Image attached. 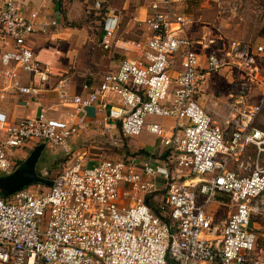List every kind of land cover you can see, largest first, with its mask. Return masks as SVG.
Segmentation results:
<instances>
[{"label": "built area", "instance_id": "1", "mask_svg": "<svg viewBox=\"0 0 264 264\" xmlns=\"http://www.w3.org/2000/svg\"><path fill=\"white\" fill-rule=\"evenodd\" d=\"M207 1L151 0L150 33L142 40L116 39L120 22L108 16L103 48L127 56L100 81L85 82L83 93L59 91L72 108L63 118L44 109L18 121L0 113V177L24 162L21 153L32 143L70 154V140L90 127L88 107L97 125L126 138L146 126L163 146L155 156L132 153L92 164L78 159L50 186L1 196L0 264H264V256L255 255L264 235V129L255 126L264 110V44L225 38L220 28L194 19L198 3ZM250 1L211 0L228 23L244 21ZM258 10L264 13V6ZM36 17L14 0L0 11V78L6 89L34 96L50 75L28 45ZM196 22L205 25L194 36ZM224 69L240 81L223 105L211 108L203 83ZM18 70L29 75L30 86L20 85ZM254 92L259 96L252 102ZM151 115L174 124L168 130L146 123ZM161 190L158 215L146 197ZM215 204L230 208L219 221Z\"/></svg>", "mask_w": 264, "mask_h": 264}, {"label": "crops", "instance_id": "2", "mask_svg": "<svg viewBox=\"0 0 264 264\" xmlns=\"http://www.w3.org/2000/svg\"><path fill=\"white\" fill-rule=\"evenodd\" d=\"M6 1L0 0V11L5 6ZM14 1L17 2L26 16L31 17L33 13L37 14V17L33 19L37 22V30L28 39V45L36 53L42 67L50 71V75L48 81L38 85L37 96L22 94L18 90L10 88L6 89L7 86L0 78V113L5 114L12 121H18L19 119L35 117L44 109L50 117L63 118L72 108L63 104L58 96L59 91L67 89L70 94L83 93L85 82L100 81L105 72L116 68L127 55L123 50H105L103 48L105 31L100 41L95 36H90L86 22L79 20L82 19L79 17L81 12L86 17L87 12L97 8L94 5L91 8V4L88 3L89 0ZM262 4L264 6V0ZM107 11V17L114 14L121 24L120 16L115 9L110 7ZM139 13H142L143 16L139 17L138 15L131 21L143 25L142 28H144L145 33L142 38L145 39L150 33L145 24L148 13L145 8H140ZM107 17L104 19V25ZM133 24L138 23L133 22ZM193 25L190 26V29ZM131 28L129 27L125 33L129 34ZM116 39L131 40L128 37H118L117 33ZM4 49L3 38L0 34V55ZM2 68L0 61V69ZM18 73L20 85L30 86L32 79L29 78V75L21 70H18ZM86 112L85 122L91 127L97 126L94 118V107H88ZM170 127H166V129H170ZM37 145L39 144L32 143L27 146L24 149L26 153L22 151V156L27 158L28 153ZM141 146L143 150L140 149V151H145L144 148L147 146Z\"/></svg>", "mask_w": 264, "mask_h": 264}, {"label": "rangeland", "instance_id": "3", "mask_svg": "<svg viewBox=\"0 0 264 264\" xmlns=\"http://www.w3.org/2000/svg\"><path fill=\"white\" fill-rule=\"evenodd\" d=\"M96 1H101L102 5L100 9H91L89 13L87 12L88 14L86 13V17L82 12L79 14V17H82L79 20L86 22L90 36H95L99 40V31L102 27L104 10L111 7L115 9L121 20L117 36L122 38L128 37L131 40L143 39L142 37L145 33L144 28H142L143 25L136 21L133 22L138 24H133L131 20L138 15L139 17L143 16L142 13H139L140 8H145L148 13L151 0H89L88 3L91 4V8L93 5L96 7ZM262 2L263 0H251L249 3L250 10H247L244 14L246 19L240 23L234 21L228 23L222 20L216 7L212 5L211 0L198 3L200 5H197V9L192 14L194 19L211 23L220 28L225 38L252 39L264 44V13H260L258 10L259 5L263 6ZM201 22L193 25L192 29H190V34L197 36L202 31L205 24L203 23L204 25H201ZM129 27L132 28L129 34H127L125 31ZM239 81L240 76L237 72L229 69H224L218 74L206 76L203 83V95L206 104L211 108L214 107L215 102L223 105L230 91L237 87ZM174 87L175 81L172 79V90L170 91L169 98L173 97ZM258 96L259 94L254 92L252 94V102L256 101ZM146 123H158L166 128L173 124V120L163 116L151 115L146 119ZM255 126L264 129V110L255 121ZM167 129L169 130V128ZM70 145H72V152L70 154H65L61 147L45 149L37 165L39 174L51 180L62 168L78 159H81L84 164H92L101 160L122 158L132 153H137L140 149L143 150L141 145L147 146L144 148L145 153L150 156H155L162 152L163 147L161 139L157 135L150 133L146 126L139 136L126 138L119 129L107 130L99 125H94L88 129H83L79 136L74 137L70 141ZM252 150L253 148H251ZM14 158L18 159L17 156ZM39 185L43 186L42 184ZM163 194L164 191L161 190L155 194V199L150 198L149 201L157 206L162 200ZM212 210L214 211L216 220L219 221L227 216L230 208L227 205L218 206V204H215ZM255 255L264 256V235L260 236Z\"/></svg>", "mask_w": 264, "mask_h": 264}, {"label": "water", "instance_id": "4", "mask_svg": "<svg viewBox=\"0 0 264 264\" xmlns=\"http://www.w3.org/2000/svg\"><path fill=\"white\" fill-rule=\"evenodd\" d=\"M44 150V144L37 145L13 173L0 177V193L3 196H10L34 184L51 185L50 180L40 175L37 170Z\"/></svg>", "mask_w": 264, "mask_h": 264}, {"label": "trees", "instance_id": "5", "mask_svg": "<svg viewBox=\"0 0 264 264\" xmlns=\"http://www.w3.org/2000/svg\"><path fill=\"white\" fill-rule=\"evenodd\" d=\"M191 3H192V6H195V4H197V2L196 1H191ZM101 8V7H100ZM100 8H98V9H100ZM108 10V9H107ZM106 9L104 10V17H102V19H103V21H102V27H101V30L99 31V41L102 39V37H103V33H104V19H105V17H107V11ZM98 41V42H99ZM138 154H141V153H145L144 151H139V152H137ZM49 180V179H48ZM50 182H51V180H50ZM1 196H3L1 193H0V197ZM155 196L156 195H149V196H147L146 197V204L156 213V214H158V215H161L160 214V210H159V203L157 204V206H155L153 203H151L150 201H149V199L150 198H154L155 199Z\"/></svg>", "mask_w": 264, "mask_h": 264}]
</instances>
